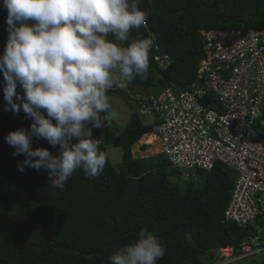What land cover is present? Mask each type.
Segmentation results:
<instances>
[{
    "label": "trees",
    "instance_id": "trees-1",
    "mask_svg": "<svg viewBox=\"0 0 264 264\" xmlns=\"http://www.w3.org/2000/svg\"><path fill=\"white\" fill-rule=\"evenodd\" d=\"M140 7L149 13L147 25L133 29L129 38L151 34L155 39L148 77L129 86L143 90L148 98L166 88L190 91L199 82L202 31L264 29V0H141ZM6 17L0 0L1 27L7 28ZM3 39L0 34L2 52ZM156 53L168 57L165 69L155 61ZM3 88L0 73V264H110L111 254L133 241L142 227L166 245L165 257L157 264H215L221 259L220 249L238 250L250 233L248 227L224 222L234 171L216 163L211 171H192L182 180L180 170L164 154L132 156L131 148L159 123L155 119L143 123L145 116L136 113L124 127L113 123L104 135L93 129L101 150L107 145L121 149L118 167L109 161L94 177L77 170L63 190L48 188L46 170L26 167L18 172L24 157L12 156L14 149L5 137L20 127L29 129L32 120L22 109L15 115L4 110ZM108 94L121 92L112 89ZM37 147L58 154V146L51 148L46 140L33 138L32 148ZM245 262L242 258L233 264Z\"/></svg>",
    "mask_w": 264,
    "mask_h": 264
},
{
    "label": "clouds",
    "instance_id": "clouds-1",
    "mask_svg": "<svg viewBox=\"0 0 264 264\" xmlns=\"http://www.w3.org/2000/svg\"><path fill=\"white\" fill-rule=\"evenodd\" d=\"M140 2L3 0L7 10V28L0 26L5 44L0 54L4 110L15 115L22 109L25 117L32 120L29 129L20 127L5 137L6 143L14 149L12 156L24 157L17 164L18 172L23 173L26 167L46 170L48 188L58 190L65 188L77 170L89 177L103 172L110 153L101 150V142L94 137L93 129H106L113 122H119L122 115L108 93L112 89H126L135 79H146L149 73L154 36L129 38L133 29L139 30L148 22L149 13L140 7ZM249 37L254 40L256 34L250 32ZM193 85L189 92L195 90ZM18 88L22 92H18ZM140 92H135L134 98L125 94L128 104L136 102V114L139 99L148 98ZM200 101L215 111L222 108V102L212 91L204 93ZM150 135L158 139L153 129L151 134L141 138ZM33 138L46 140L51 148L58 146V154L53 155L49 148L33 149ZM160 154H163L161 146ZM224 166L235 172L237 180V172ZM175 169L180 170L182 180L196 171H188L185 177L183 169ZM225 223L248 227L250 233L245 235L240 247L237 246L238 250L226 247L231 254H221L215 264L264 257L259 254L242 257L247 237L264 244V218L241 226ZM165 254L166 245L148 227H142L133 241L111 254L109 261L110 264H157Z\"/></svg>",
    "mask_w": 264,
    "mask_h": 264
},
{
    "label": "built area",
    "instance_id": "built-area-1",
    "mask_svg": "<svg viewBox=\"0 0 264 264\" xmlns=\"http://www.w3.org/2000/svg\"><path fill=\"white\" fill-rule=\"evenodd\" d=\"M250 32L256 34L254 40ZM201 35L195 90L166 88L140 98L137 113L159 122L153 131L161 152L185 177L192 170L209 172L216 163L235 170L238 177L224 219L251 224L264 218V30H209ZM154 59L162 69L170 62L157 53ZM207 91L219 97L220 111L201 103ZM242 247V257L252 255L245 249L264 255V244L255 238L247 237Z\"/></svg>",
    "mask_w": 264,
    "mask_h": 264
},
{
    "label": "rangeland",
    "instance_id": "rangeland-1",
    "mask_svg": "<svg viewBox=\"0 0 264 264\" xmlns=\"http://www.w3.org/2000/svg\"><path fill=\"white\" fill-rule=\"evenodd\" d=\"M137 91H143V90H140L138 88H131L128 84L126 89L120 90V92H121L120 96H111L110 95L112 98L113 105L116 108H118L122 113L120 121L119 122H113L115 125H118L120 127H124L127 124L132 113L136 112V106L131 107L128 105L127 101L125 100V94L127 93L129 96L134 98V94ZM148 94H150V92H148ZM141 120L143 123H146V124H152L154 122V118L148 117V116L141 118ZM94 130L99 132L100 134L105 133V129H94ZM157 140L158 139L156 137H153V135L140 138V140L136 143V145H134L131 148L132 156L134 158H136V157L147 158L149 156L160 154V144H159V141H157ZM105 149H106V151H108L110 153V163L113 166L118 167V165L121 162V154H122L121 149L120 148H114L111 145L105 146ZM180 186L181 187L183 186L182 181L179 183V187ZM225 249H223V250H225ZM228 251L229 252H227V253H222L224 251H222V249L219 250L218 257H221V254L230 255L231 252L229 249H228ZM245 251L248 255H251V254H252L251 256L254 255L253 252H251L252 250L245 249ZM249 260H253L254 262H256L258 264H264V257L248 258L247 262H245L244 264H248ZM217 264H221V263H217Z\"/></svg>",
    "mask_w": 264,
    "mask_h": 264
},
{
    "label": "water",
    "instance_id": "water-1",
    "mask_svg": "<svg viewBox=\"0 0 264 264\" xmlns=\"http://www.w3.org/2000/svg\"><path fill=\"white\" fill-rule=\"evenodd\" d=\"M129 104L131 106H136V102L135 101H130ZM168 180L173 182V183H177L178 179L176 177H168Z\"/></svg>",
    "mask_w": 264,
    "mask_h": 264
},
{
    "label": "bare ground",
    "instance_id": "bare-ground-1",
    "mask_svg": "<svg viewBox=\"0 0 264 264\" xmlns=\"http://www.w3.org/2000/svg\"><path fill=\"white\" fill-rule=\"evenodd\" d=\"M219 249H220V248H219ZM223 251H224L223 253H227V252H229L228 249H225V250H223Z\"/></svg>",
    "mask_w": 264,
    "mask_h": 264
}]
</instances>
